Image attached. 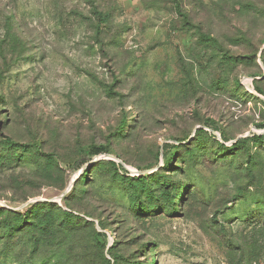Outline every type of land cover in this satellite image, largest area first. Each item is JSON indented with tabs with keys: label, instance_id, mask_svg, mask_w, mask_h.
<instances>
[{
	"label": "rangeland",
	"instance_id": "374dc122",
	"mask_svg": "<svg viewBox=\"0 0 264 264\" xmlns=\"http://www.w3.org/2000/svg\"><path fill=\"white\" fill-rule=\"evenodd\" d=\"M35 197L96 232L0 226V264H264V0H0V202Z\"/></svg>",
	"mask_w": 264,
	"mask_h": 264
},
{
	"label": "trees",
	"instance_id": "16d2710c",
	"mask_svg": "<svg viewBox=\"0 0 264 264\" xmlns=\"http://www.w3.org/2000/svg\"><path fill=\"white\" fill-rule=\"evenodd\" d=\"M95 14L103 21H107L109 15H104L96 6H94ZM253 137L255 139L262 138L261 135L254 134ZM7 142L16 145L11 138L7 137ZM240 142L237 140L233 145H236ZM102 148L95 149L90 151V154H98L102 151ZM115 164L114 162H112ZM81 162L76 164V167H80ZM148 175H140L138 177H134V179H138L143 181L147 178ZM57 206L45 201L33 203L29 205L26 209L27 211L23 213L21 210L8 209L6 207L0 206V215L7 216L3 223L0 224L1 227L5 228L4 234L7 236H15L18 232H29L33 235V247L34 250L39 252L43 246V241L45 237L51 236L54 233H58L59 227H63V229L70 231L72 234H75L77 231L84 229L85 227H91L93 231L96 232L94 226H92V222L83 219L82 217L75 215L72 210H61V214H57L56 212H52V208H56ZM60 216L62 219L60 221ZM82 245L79 246V264H98L93 261L94 252L92 250V246L89 243L84 242V238L81 239ZM107 264L110 262L105 261Z\"/></svg>",
	"mask_w": 264,
	"mask_h": 264
},
{
	"label": "water",
	"instance_id": "95a60500",
	"mask_svg": "<svg viewBox=\"0 0 264 264\" xmlns=\"http://www.w3.org/2000/svg\"><path fill=\"white\" fill-rule=\"evenodd\" d=\"M147 172H149V171H147ZM61 196H63V194ZM44 200H46V199L43 197H35V198H33V199H31L25 203H22L21 205H18V206L9 205L8 203L2 201V202H0V206L6 207V208L8 207V208L14 209V210H21V209L27 208L29 205H31L33 203L41 202Z\"/></svg>",
	"mask_w": 264,
	"mask_h": 264
}]
</instances>
